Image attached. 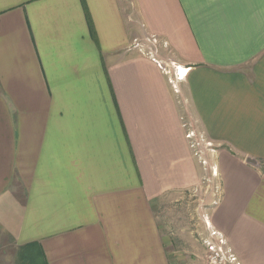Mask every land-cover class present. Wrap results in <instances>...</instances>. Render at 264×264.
<instances>
[{
	"label": "crops",
	"instance_id": "1",
	"mask_svg": "<svg viewBox=\"0 0 264 264\" xmlns=\"http://www.w3.org/2000/svg\"><path fill=\"white\" fill-rule=\"evenodd\" d=\"M157 61L187 70L178 92ZM188 129L213 146V227L264 264V0H0V248L19 264H166L154 211L198 186Z\"/></svg>",
	"mask_w": 264,
	"mask_h": 264
},
{
	"label": "rangeland",
	"instance_id": "2",
	"mask_svg": "<svg viewBox=\"0 0 264 264\" xmlns=\"http://www.w3.org/2000/svg\"><path fill=\"white\" fill-rule=\"evenodd\" d=\"M206 142L209 143L203 138L195 148L201 160H205L203 164L199 161L197 188L174 193L155 206L159 232L165 238L166 264H240L211 223L219 185L211 158L205 156L213 146ZM0 264H19L15 250L9 245L0 248Z\"/></svg>",
	"mask_w": 264,
	"mask_h": 264
},
{
	"label": "built area",
	"instance_id": "3",
	"mask_svg": "<svg viewBox=\"0 0 264 264\" xmlns=\"http://www.w3.org/2000/svg\"><path fill=\"white\" fill-rule=\"evenodd\" d=\"M152 41L155 42V38L152 37ZM157 65L160 69H162L167 75H168V82L170 83L171 87L173 88L174 92H178V83L183 80L185 74H182L180 72L179 66L171 65L172 69L170 70L166 66L162 65L160 62L157 61ZM185 137L188 139L189 147L193 150V153L195 156H198L199 161L203 164L205 163V160H201L202 158L198 155L195 148L198 146L199 142H202L203 137H195L192 130H187ZM207 143V142H206ZM208 145L210 143H207ZM214 172V171H213ZM214 174V173H213ZM232 260H235V257L232 256ZM239 264L238 262H236Z\"/></svg>",
	"mask_w": 264,
	"mask_h": 264
},
{
	"label": "bare ground",
	"instance_id": "4",
	"mask_svg": "<svg viewBox=\"0 0 264 264\" xmlns=\"http://www.w3.org/2000/svg\"><path fill=\"white\" fill-rule=\"evenodd\" d=\"M179 69H180V68H179ZM180 70H181V69H180ZM186 71H187L186 69H182V70H181V73H182V74H185Z\"/></svg>",
	"mask_w": 264,
	"mask_h": 264
}]
</instances>
